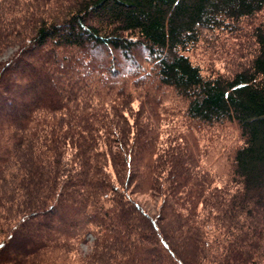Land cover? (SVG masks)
Returning a JSON list of instances; mask_svg holds the SVG:
<instances>
[{"label":"trees","instance_id":"16d2710c","mask_svg":"<svg viewBox=\"0 0 264 264\" xmlns=\"http://www.w3.org/2000/svg\"><path fill=\"white\" fill-rule=\"evenodd\" d=\"M261 15L264 0H0V264H264ZM206 33L245 34L249 59L205 73L189 52ZM224 123L241 142L219 188L196 132Z\"/></svg>","mask_w":264,"mask_h":264},{"label":"rangeland","instance_id":"374dc122","mask_svg":"<svg viewBox=\"0 0 264 264\" xmlns=\"http://www.w3.org/2000/svg\"><path fill=\"white\" fill-rule=\"evenodd\" d=\"M64 5L67 0H60ZM69 5V0H68ZM53 7H48L49 11ZM264 18V15H261ZM245 34L237 37L226 38L217 34L206 33L197 49L189 52L191 58L201 65L205 73L227 71L235 67L236 64L247 62L250 57L249 42ZM238 46V47H237ZM230 47H233V49ZM246 49V50H245ZM245 50V52L241 51ZM13 50L6 53V57L12 54ZM39 57V55L37 54ZM36 56V57H37ZM37 57V58H38ZM171 96L166 97L165 102H170ZM139 102L133 103L134 112L137 111ZM199 130V129H197ZM198 141L205 152L202 165L205 169L211 171L214 177V185L219 188L229 186L232 179V153L234 147L241 141L240 133L237 127L230 123L215 125L213 127H204L196 132ZM230 182V183H229ZM137 200L142 203L150 212H156L161 203V198L149 193H134ZM84 252L89 251V246L82 245ZM59 264H79L78 258H58Z\"/></svg>","mask_w":264,"mask_h":264}]
</instances>
